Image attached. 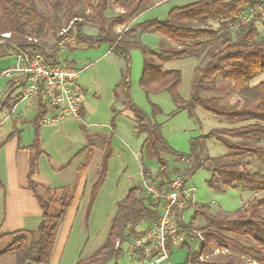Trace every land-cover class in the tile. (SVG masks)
Instances as JSON below:
<instances>
[{"label": "trees", "instance_id": "1", "mask_svg": "<svg viewBox=\"0 0 264 264\" xmlns=\"http://www.w3.org/2000/svg\"><path fill=\"white\" fill-rule=\"evenodd\" d=\"M47 1L51 2L56 22H60L57 17L59 14L67 16L69 21L74 20L72 29H75V42L79 46L97 47L105 44L108 45L109 52L125 60L128 59L129 50L139 48L143 54L139 85L147 98L149 95L166 92L178 110H186L192 116L193 111L199 108L227 124L225 128L211 130L205 135L191 139L189 155L182 156L176 154L161 135V126L154 118L161 115L160 110L152 106L153 117L149 119L129 103L128 109L133 112L137 136L145 135L142 144L145 158L155 161L158 166L156 178L162 180L160 187L165 186L166 182L163 181L168 178L167 162L161 157L162 153H167L177 157L179 162L187 161L184 171L187 179L201 169L208 172L210 179L207 184L216 191L240 188L251 194L264 193V173L261 169L264 167V146L260 145L264 141V81L255 84L253 82L257 77L264 75V35L260 37L256 26L259 16L249 24L239 26L237 31H232L239 23L242 11L260 4L263 0H196L183 7L171 9L164 21L148 20L135 23L119 33L115 31L117 27L126 26L159 0H115L114 5L122 14L111 18L105 17L110 0H99L96 6L91 8V16L81 10L83 0ZM76 7L79 8L75 11ZM207 22L217 23L218 29L207 27ZM49 23V18L38 12L34 5L28 4L27 0H0V50L12 46L23 51H34L38 46L32 41L36 40L44 51L45 46L38 38L45 34ZM88 24L97 28L96 37L87 38L83 34V28ZM143 33L158 34L175 45L176 49L148 51L134 41L135 38L130 39L135 34ZM188 58H203L205 62L195 69L196 76L190 97L184 100L178 94L180 71L164 70L161 64ZM217 78L229 83L230 94L237 97V101L230 108L221 106L219 98H203L200 95L202 90L211 88ZM44 114L45 109L38 104L33 121L34 140L29 147L26 188L32 192L40 209L39 225L32 231L0 233V240L14 237V240L0 251V259L12 255L14 264L50 263L58 229L72 203V198L63 197L58 200L56 208V191L46 189L47 197H50H42L38 193L39 186L32 179L37 174L38 159L43 154L39 146L38 129ZM81 115L83 117L82 112ZM211 139L225 150L223 156L211 158L202 154L205 143ZM103 147L99 171L89 189L87 216L98 188L105 179L111 154L107 138L104 139ZM147 173V169L143 167L141 174L146 176ZM0 188H3L1 182ZM68 190L74 193L75 186L59 189L61 192ZM138 192V188H133L116 203L104 243L90 256L78 260L75 264H115L123 254L122 246L137 236L136 229L143 223L152 224L158 219V204L147 203L139 197ZM192 207L194 205L186 210ZM208 210L207 206L194 207L190 223L199 218L204 226L199 229L200 244L197 250L191 251L185 243L180 246L187 249L186 264H264V196L253 198L245 206L222 217L209 214ZM177 226L179 229H185L180 221ZM213 246L227 251V254L217 262L200 260L202 256L211 253Z\"/></svg>", "mask_w": 264, "mask_h": 264}, {"label": "rangeland", "instance_id": "2", "mask_svg": "<svg viewBox=\"0 0 264 264\" xmlns=\"http://www.w3.org/2000/svg\"><path fill=\"white\" fill-rule=\"evenodd\" d=\"M27 1L28 4L34 5L38 12L50 20L45 34L38 38L39 42L45 46V55L80 70L78 83L84 92L85 115L82 120L65 119L58 126H40L38 129L40 148L45 152L39 166L40 173L37 174L38 176L35 175L36 178H33L39 186V195L49 198L46 189L54 191L59 186L76 184L82 176L83 178L86 177L87 185L90 184L91 186L95 182L102 161L104 139H108L110 146L111 154L107 162L105 179L98 188L88 216L86 215V208L90 186L86 187L85 184L81 192L79 189L75 196L69 190L67 192L55 190L54 206L56 208L58 207V200L67 197L74 200V207L77 206L78 211L75 213L74 207L67 211L58 231V244L61 250L58 246L56 247L54 263L51 258L50 264H72L90 256L104 243L115 212V205L126 196L128 191L138 188L139 197L150 204L151 201L142 191L143 181L149 179L156 184L162 182L156 178L158 166L155 161L145 158L142 150L145 135L137 136L134 115L128 109L129 103L146 114L149 119L153 117L152 106L157 107L161 115L154 118L161 126L160 132L163 139L176 154L182 156L189 155L191 139L205 135L211 130L225 128L227 124L206 114L199 108L193 111L192 116L186 110H178L166 92L149 95L147 98L139 85L143 70V54L139 48L129 50L127 60L109 52V47L105 44L85 48L79 46L75 50L66 48L57 56L56 43L61 31L66 30L69 36H75V29H72L74 20L69 21L67 16L59 14L57 17L60 18V22H56L51 2L47 0ZM98 1L83 0L84 4L80 8L84 10L87 16H91V8H94ZM194 1L196 0L156 1L126 26L117 27L115 31L116 33L123 32L135 23L148 20L164 21L171 9L183 7ZM258 1L261 2L262 0ZM114 2L115 0H110L109 10L105 13L106 18L122 14ZM78 8L76 7L74 10L76 11ZM77 20L79 21V19ZM263 24L264 14L259 16L256 23L260 37L264 35ZM206 26L217 30L219 25L215 22H207ZM97 33L95 25L84 26L83 34L87 38H94ZM130 39H134L148 51L160 52L176 49L175 45L155 33L135 34ZM13 52L11 47H3L2 51L0 50V144L4 141H14L21 138L20 144L30 146L35 134L33 108L25 110L26 102H23L7 122L3 124L4 121H1L10 115L13 103L16 101L15 97L12 99L10 96H6L9 91V81L1 77L3 70L13 66ZM204 62L203 58H188L172 60L161 65L164 70L180 71L181 83L178 87V94L182 99L187 100L190 97L196 76L195 69ZM261 81H264V75L257 77L253 82L255 84ZM229 90V83H224L220 78H217L211 88L202 90L200 95L203 98H219L221 106L230 108L237 101V97L230 94ZM20 111L23 114L22 117H18ZM114 114H116L115 118ZM85 127L88 130H85ZM89 138H92L90 147H94V150L90 152L91 154L85 162L87 158H78L79 154L82 153L78 147L88 143ZM260 145L264 146V142H261ZM7 150L3 149L0 154L3 160L8 157ZM225 153L222 146L211 139L205 143L202 154L206 157L216 158ZM161 157L167 162L166 170L168 171L167 181H163V183L181 175L185 170V164L179 162L177 157L167 153H162ZM143 167L147 169L146 176L141 174ZM261 169L264 173V167ZM209 179L210 174L201 169L188 178L186 187L189 189L190 199L194 207L207 206L209 208L207 212L215 216L222 217L233 213L241 206H245L251 199L264 196V193L250 194L249 191H241V189L216 191V189L208 186L207 181ZM5 191H7L6 196H3V192L0 191V233L11 234L16 231L35 229L37 220L40 219V213L33 196L29 193L28 195L19 194L12 186L5 188ZM194 207L183 213L185 229H179L188 235H195L193 237L187 236L188 240L185 242L191 251L198 249L200 243L197 235H200L199 229L204 226L203 221L199 218L190 223ZM262 213L264 214V210ZM173 214H176L172 219L177 225L179 212L174 210ZM3 216H5V223L1 225ZM13 240L14 237L11 236L0 241V251ZM128 243L129 241L122 246L123 254L115 264H141L137 259L134 261L130 258ZM225 254L227 251L213 246L211 253L202 256L200 260L217 262L221 261ZM59 256H61L60 259H58ZM186 258L187 249L179 248L173 251L170 260L162 264H186ZM0 264H14V257L10 255Z\"/></svg>", "mask_w": 264, "mask_h": 264}, {"label": "built area", "instance_id": "3", "mask_svg": "<svg viewBox=\"0 0 264 264\" xmlns=\"http://www.w3.org/2000/svg\"><path fill=\"white\" fill-rule=\"evenodd\" d=\"M264 14V0L251 8L242 11L239 23L232 28L237 31L239 26H245L257 16ZM7 38L8 35H3ZM31 41V40H30ZM38 47L34 51H14L13 66L5 69L1 77L8 79L9 91L18 102L35 99L45 109V114L39 121L41 127L58 126L65 119L82 120L81 112L84 105V92L78 81L81 71L73 66L58 62L47 57L36 40L32 41ZM57 56L64 49L75 50L79 45L66 30L61 31L56 43ZM81 47V46H80ZM187 168V161H182ZM185 171V170H184ZM173 177L162 188L152 180L142 183V191L154 204H158V219L148 224L145 229L129 242L128 253L132 260L141 264H162L169 260L170 248L187 242V234L180 231L173 221L174 210L178 211L179 221L183 223L182 212L193 205L189 189L186 187L187 177L184 174ZM199 240L200 235H197Z\"/></svg>", "mask_w": 264, "mask_h": 264}, {"label": "crops", "instance_id": "4", "mask_svg": "<svg viewBox=\"0 0 264 264\" xmlns=\"http://www.w3.org/2000/svg\"><path fill=\"white\" fill-rule=\"evenodd\" d=\"M83 32H84V28H83ZM85 34V33H84ZM97 35V34H96ZM85 48V47H84ZM9 84V83H8ZM9 87L10 86H8V90H9ZM6 96H10L12 99H13V94H11L10 93V91H8V93L6 94ZM14 103H15V105L12 107V110L10 111V115H8V116H6L3 120H1V121H4L3 122V124L5 123V122H7L8 120H9V118H10V116L13 114V113H15V111L16 110H18L19 109V107H20V105L23 103V102H18V103H16L15 101H14ZM13 103V104H14ZM34 109V115L36 114V112H35V110L38 108V103H37V101L35 100V99H31V100H29V101H26V106H25V110L26 109ZM8 110H10V109H8ZM82 113H83V116L85 115V109H84V105H83V110H82ZM9 114V113H8ZM18 114H19V116L18 117H22L23 116V114L21 113V111L20 112H18ZM85 130H88L86 127H85ZM94 136H96V134H93ZM17 138V137H16ZM14 139V138H13ZM91 139L92 138H89V141H88V143H85V144H82V145H80V147H78L79 148V151L80 150H82V153L81 154H79V156H78V158H84V159H86L85 160V162L88 160V156H90V152L92 151V150H94V147H90L91 146V144H90V141H91ZM20 140H21V138H19V140H11V141H7V142H2V144H0V154L2 153V151H3V149H8L7 150V153H8V157L5 159V160H3L1 157H0V182H1V184H2V186H3V189H1L0 188V191H2L3 192V196H6L7 195V191H5V188H7L8 186H12V187H14L17 191H18V193L19 194H27L28 195V193L29 194H31L32 195V192L30 191V190H27L26 188H27V174H28V170H29V161H30V151H29V147L31 146H23L22 144H20ZM18 141V142H17ZM264 142V141H263ZM40 146V145H39ZM40 150L43 152V154L39 157V159H38V167H37V174L39 175V173H40V170H39V166L41 165V158L42 157H44L43 155H45V152H44V150H42L41 148H40ZM224 155V154H223ZM222 155V156H223ZM86 164H88V163H86ZM87 168V167H86ZM36 174V175H37ZM37 175V176H38ZM36 178V176H33V178ZM32 178V179H33ZM34 181V180H33ZM85 184H86V187L87 186H90V184L89 185H87V182H86V177H84L83 178V176L81 177V179H79L78 181H77V183L76 184H68L67 186H59V187H56V189H54V191L55 190H58V189H60V188H64V187H72L73 185L75 186V191H74V196H75V193L77 194V192L79 191V189H80V192H81V189H83V187L85 186ZM38 185V184H37ZM240 189V188H239ZM241 191H242V189H241ZM250 193V192H249ZM251 194V193H250ZM33 196V195H32ZM34 198V197H33ZM3 202H5V201H3ZM35 202H36V200H35ZM36 205H37V202H36ZM74 207V200H72V203H71V205H70V207L67 209V211L71 208H73ZM80 208V207H79ZM78 209V207L76 206V207H74V210H75V213H76V211H78L77 210ZM37 210L39 211V213H40V219H41V212H40V209H39V207H38V205H37ZM66 214H67V212H66ZM66 216V215H65ZM182 217H183V214H182ZM40 219L39 220H37V223H36V228H37V226L39 225V222H40ZM5 223V216H3V220H2V223H1V225H3ZM146 224L145 223H143V224H141L139 227H138V230H136V232H137V234L139 233V232H141L143 229H145L146 228ZM35 228V229H36ZM35 229H33V230H35ZM58 231H59V229H58ZM3 234V233H2ZM57 236H56V239H55V242H54V253H53V251H52V255H51V258H52V261H53V263H54V257H55V252H56V247L58 246H60L59 244H58V237H59V232H57ZM133 238H131L130 239V241L132 240ZM3 240V239H2ZM2 240H0V241H2ZM129 241V242H130ZM128 245H129V243H128ZM60 248V247H59ZM177 249H179L177 246H172L171 248H170V256H169V260H170V257H171V255H172V253H173V251L174 250H177ZM60 250H61V248H60ZM62 256V255H61ZM61 256H59L58 257V259H60V257ZM9 256H7V257H4V258H2V259H0V263L1 262H3L6 258H8ZM56 258H57V256H56ZM50 261H51V259H50ZM169 263V262H168ZM50 264V263H49ZM60 264V263H59ZM72 264H75L74 262L72 263Z\"/></svg>", "mask_w": 264, "mask_h": 264}]
</instances>
